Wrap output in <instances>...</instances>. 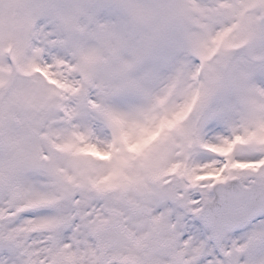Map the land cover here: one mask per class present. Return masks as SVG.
Here are the masks:
<instances>
[{"label": "snow or ice", "instance_id": "1", "mask_svg": "<svg viewBox=\"0 0 264 264\" xmlns=\"http://www.w3.org/2000/svg\"><path fill=\"white\" fill-rule=\"evenodd\" d=\"M0 264H264V0L0 9Z\"/></svg>", "mask_w": 264, "mask_h": 264}, {"label": "rangeland", "instance_id": "2", "mask_svg": "<svg viewBox=\"0 0 264 264\" xmlns=\"http://www.w3.org/2000/svg\"><path fill=\"white\" fill-rule=\"evenodd\" d=\"M56 3H68L71 0H55ZM11 0H0V9L7 10L10 6ZM167 60V54H162V59L157 67L161 71H166L164 67V63ZM258 86H260V82L258 81ZM217 104L225 103L223 98H217ZM203 135L205 139H214L217 136H222L228 134L227 120L220 118H211L205 122L203 129Z\"/></svg>", "mask_w": 264, "mask_h": 264}]
</instances>
